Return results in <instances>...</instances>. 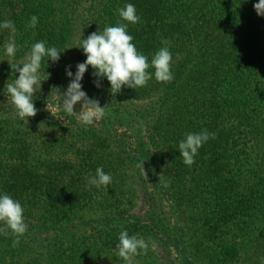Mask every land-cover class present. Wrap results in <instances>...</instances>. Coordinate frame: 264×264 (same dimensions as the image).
Here are the masks:
<instances>
[{"label":"trees","instance_id":"1","mask_svg":"<svg viewBox=\"0 0 264 264\" xmlns=\"http://www.w3.org/2000/svg\"><path fill=\"white\" fill-rule=\"evenodd\" d=\"M126 2L141 18L127 29L139 51L150 60L162 38L169 41L173 79L153 76L112 94L106 78L100 87L93 83L89 66L81 85L105 116L85 127L58 106L72 79L66 66L74 73L86 58L72 45L106 25L128 23L117 11ZM254 3L0 0V20L16 27L0 30V190L21 202L28 225L17 247L0 234V264H123L116 255L122 229L148 244L131 264H260L264 16ZM33 14L36 26L26 27ZM10 36L20 47L9 62L2 43ZM37 40L72 47L48 66L42 59L38 111L27 121L5 85L18 75L10 63ZM202 129L216 135L186 165L176 146L186 132ZM98 165L112 176L108 190L85 187ZM0 228L10 231L2 222Z\"/></svg>","mask_w":264,"mask_h":264},{"label":"clouds","instance_id":"2","mask_svg":"<svg viewBox=\"0 0 264 264\" xmlns=\"http://www.w3.org/2000/svg\"><path fill=\"white\" fill-rule=\"evenodd\" d=\"M253 7L258 15L264 16V0H255ZM117 11L121 20L128 23L118 22L114 25H106L102 31H93L87 37L82 35L79 42L72 46L82 48L83 53L86 54L85 60L76 64L74 73L69 66H66V75L72 79L62 92L63 95L58 101V106L66 114L75 117L76 121L85 127L105 116L104 105L102 106L98 100L90 98L81 85V80L89 66L92 67V75L96 78L93 83L100 87V81L106 78L109 81V91L112 94L121 91L122 87L134 89L142 87L153 76L161 82L173 79L169 41L162 38L163 46L158 48L149 60L148 56L137 49L132 34L127 31L129 23L136 24L141 20L135 5L126 2ZM36 23L37 16L33 14L26 27L34 28ZM3 29L14 33L16 31L15 23L10 19H2L0 20V30ZM19 47L15 38L10 36L6 42L2 43V54L10 62ZM67 48H58L55 45L46 46L45 41L37 40L30 45L29 51L20 61L15 65L10 63L11 68L18 75H15L14 81L6 82L5 88L16 114L22 120L27 119L28 121V117L34 116L38 111L34 100L35 93L41 89L42 84L40 75L42 59L47 58L48 66L49 61H58L61 52ZM150 67L154 71H148ZM77 102H81L80 111L74 110V105ZM50 104L51 101L47 97L46 108L50 109L54 115L49 107ZM215 135V132H210L207 129L186 132L184 138L179 140L176 146L179 155L183 158L182 162L191 166L199 148ZM111 181V174L103 170V165H98L94 175L85 176V187L95 186L97 189L108 190ZM23 214L24 207L21 202L0 190V222L10 230L3 231L0 228V234L12 237V247L19 245L21 237L27 231L28 225ZM147 247L148 244L143 237H138L136 234L130 235L127 229H122L118 233L116 255L123 264H131V257L146 250ZM260 264H264V257L261 258Z\"/></svg>","mask_w":264,"mask_h":264},{"label":"rangeland","instance_id":"3","mask_svg":"<svg viewBox=\"0 0 264 264\" xmlns=\"http://www.w3.org/2000/svg\"><path fill=\"white\" fill-rule=\"evenodd\" d=\"M74 107H75V109L80 111L81 110V103L78 102L77 104L74 105ZM50 108H51L52 111L55 110V108H53V107H50Z\"/></svg>","mask_w":264,"mask_h":264}]
</instances>
